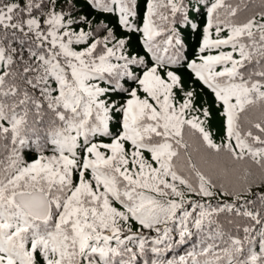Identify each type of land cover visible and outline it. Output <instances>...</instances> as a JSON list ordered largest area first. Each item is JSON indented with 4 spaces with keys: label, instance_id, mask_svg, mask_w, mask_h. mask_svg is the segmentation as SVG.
Returning <instances> with one entry per match:
<instances>
[{
    "label": "snow or ice",
    "instance_id": "1",
    "mask_svg": "<svg viewBox=\"0 0 264 264\" xmlns=\"http://www.w3.org/2000/svg\"><path fill=\"white\" fill-rule=\"evenodd\" d=\"M250 4L0 0V264H264ZM182 70L214 94L219 142Z\"/></svg>",
    "mask_w": 264,
    "mask_h": 264
},
{
    "label": "trees",
    "instance_id": "2",
    "mask_svg": "<svg viewBox=\"0 0 264 264\" xmlns=\"http://www.w3.org/2000/svg\"><path fill=\"white\" fill-rule=\"evenodd\" d=\"M250 10L251 11H259L260 10V0H251ZM247 14H248L247 11L244 13H241V15H247ZM200 23H201V25H203V23H204V17L203 16L200 17ZM184 38H185V42H186L185 43V51L186 52L196 51L198 53V44L201 42L200 34L199 33H193V34L185 33ZM132 46H133V51H135L138 48V45L136 44L135 38H133V40H132ZM183 71L187 72L188 79L194 85L201 88L205 95L212 98L211 90L208 89L206 86L202 85L201 82L195 80V78H194L193 74L190 72V70H183ZM249 116L251 119L256 120L259 116V113L253 111V112L249 113ZM253 131L255 132L256 130L253 129Z\"/></svg>",
    "mask_w": 264,
    "mask_h": 264
},
{
    "label": "rangeland",
    "instance_id": "3",
    "mask_svg": "<svg viewBox=\"0 0 264 264\" xmlns=\"http://www.w3.org/2000/svg\"><path fill=\"white\" fill-rule=\"evenodd\" d=\"M225 51L229 50L227 48L223 49ZM195 58V57H194ZM181 75L183 76V79H184V82H185V87L186 88H195L197 94H198V97L200 98L198 103L200 101H203V103L205 105H207L211 112H212V119L210 121V127H211V130L213 131V133L215 134L214 135V138L217 140V142L220 141V139L223 137L224 135V130H223V117H221L219 115V111L220 109H218L216 107V101H215V98H214V94L212 93V98L205 95L203 90L201 88H199L198 86L194 85L187 77V72L185 71H181Z\"/></svg>",
    "mask_w": 264,
    "mask_h": 264
}]
</instances>
